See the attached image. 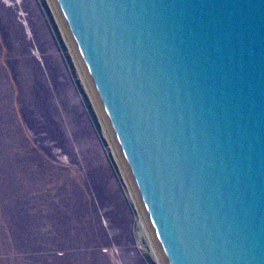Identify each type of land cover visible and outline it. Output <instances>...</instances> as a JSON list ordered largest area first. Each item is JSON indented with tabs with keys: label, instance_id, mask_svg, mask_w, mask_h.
I'll return each instance as SVG.
<instances>
[{
	"label": "water",
	"instance_id": "1",
	"mask_svg": "<svg viewBox=\"0 0 264 264\" xmlns=\"http://www.w3.org/2000/svg\"><path fill=\"white\" fill-rule=\"evenodd\" d=\"M161 264H264V0H51Z\"/></svg>",
	"mask_w": 264,
	"mask_h": 264
},
{
	"label": "rangeland",
	"instance_id": "2",
	"mask_svg": "<svg viewBox=\"0 0 264 264\" xmlns=\"http://www.w3.org/2000/svg\"><path fill=\"white\" fill-rule=\"evenodd\" d=\"M142 219L51 0H0V264H161Z\"/></svg>",
	"mask_w": 264,
	"mask_h": 264
},
{
	"label": "bare ground",
	"instance_id": "3",
	"mask_svg": "<svg viewBox=\"0 0 264 264\" xmlns=\"http://www.w3.org/2000/svg\"><path fill=\"white\" fill-rule=\"evenodd\" d=\"M142 223L145 225V222H144V220L142 219ZM145 228H147L146 227V225H145ZM144 229V228H143ZM147 231H148V229H147ZM151 240V239H150ZM150 242V241H149ZM151 245H152V247H153V250L155 251V253H156V255H157V257H158V254H157V250H156V246H154V244H153V242H152V240H151Z\"/></svg>",
	"mask_w": 264,
	"mask_h": 264
}]
</instances>
